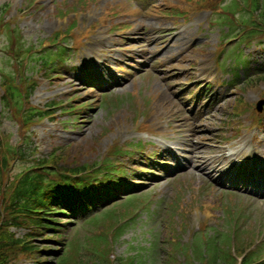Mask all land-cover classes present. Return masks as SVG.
I'll list each match as a JSON object with an SVG mask.
<instances>
[{"label":"rangeland","instance_id":"374dc122","mask_svg":"<svg viewBox=\"0 0 264 264\" xmlns=\"http://www.w3.org/2000/svg\"><path fill=\"white\" fill-rule=\"evenodd\" d=\"M29 1L0 0V5L10 4V15L24 10L26 5L31 7L25 11L21 27L26 47L35 44L37 49L43 39L59 28H68L72 19L77 21L74 28L77 35L89 33V44L79 52V49H74L77 44L69 40L68 63L56 67L60 69L59 77L48 76L40 64L34 71H29V75L34 74L39 79L31 104L48 109V104L55 101L59 106L54 118L34 123L33 144L27 152L30 158L25 161L47 157L56 149L68 146L71 151L68 156L64 155L62 161L90 165L102 160L116 140L142 139L152 145L146 150L147 154L128 161L134 166L132 171L137 172L136 169L144 168L154 159L164 162V165L153 164L149 168L153 173L149 175L131 176L133 180L128 183L130 188L139 190V198L117 200L112 208L106 210H113V218L114 214L119 216L133 213L136 207L143 208L137 210L139 214L131 227L128 226L117 243L112 244L113 259L135 255L141 264H166L169 256L166 246L188 243L186 252L179 249L173 253L177 262H183L189 258L185 257L187 252L191 255L194 230L206 214L209 217L206 216L207 223L213 226L208 227V235L217 233L223 238V234L237 229L242 238L251 236L258 242H264V184L257 186L249 181L246 190L235 187L237 183L231 188L227 184L229 175L240 163L247 165L245 152L252 141L258 143L260 158L264 161V121L260 125L255 124L254 131H246L254 121L253 115L264 113L256 110L257 102L264 99V74L261 77L257 75V71L264 68V51L256 46L258 44L244 50V57L250 61L252 70L250 75L242 70L237 86L232 75L241 66L231 60L229 54L236 45L233 36L222 39L229 26L223 30L220 26L204 30L198 25L205 19L212 21L215 16L211 8L202 12L197 9L200 13L186 22L176 15L167 16L159 9L163 5L166 8L168 1L173 0H88L85 6L83 3L86 2L81 0H33L31 4ZM72 6L77 9L71 10ZM190 7L186 8L190 10ZM122 8L126 12L118 14L117 9ZM60 9L70 10L66 18L60 17ZM92 25L96 26L94 31L90 28ZM99 38L102 42L106 39V42L100 43ZM6 39L1 38L2 45ZM50 48L56 50V45ZM87 48L91 49L87 51ZM219 52L222 53V63L231 61L233 64L229 72L224 71L216 81L210 76L203 79L205 72L202 67L209 61L213 62ZM33 65L34 62L30 68ZM0 66L5 67L6 61H0ZM127 68L133 73L126 71ZM88 69L95 74L102 72L106 81L115 82V86L107 90L109 100L103 92L91 90L93 85L86 82ZM9 70L15 72V67ZM83 85L85 88H80ZM207 92L211 96L206 104ZM239 96H242L247 111L233 116ZM99 99L108 102L100 104ZM70 103L77 106L83 103L81 107L85 108L80 116L62 110V105ZM5 114L12 117L11 113ZM138 115L147 118V127L155 128L147 129L149 135L145 137H140L135 127ZM229 122L236 125L235 133L234 128L224 133ZM155 123L159 125L156 127ZM0 128L5 133H12L14 140L18 139V125L12 118H0ZM222 135L226 139H216ZM158 139L164 140L160 142ZM165 139L172 140V147L167 148L162 143ZM228 146L242 151L237 157H225ZM201 159L206 162L207 170L197 168ZM19 164L15 166L17 171L23 169L25 162ZM234 181L237 182L236 178ZM104 217L103 212L100 218ZM73 221L76 225L66 227L65 239L70 241L78 236L82 245L80 255L86 257L92 248L89 237L102 230L109 231L113 226H110L111 219L103 223L105 227L102 230L86 218ZM15 231L19 235L24 233L22 229ZM42 239L36 241L40 246L59 249V242ZM219 242L225 245V239ZM45 253L48 254L44 258L45 264H55L57 254L53 251ZM84 255L82 257L86 260ZM78 258L70 256L69 262ZM17 264H34V260L22 259Z\"/></svg>","mask_w":264,"mask_h":264},{"label":"trees","instance_id":"16d2710c","mask_svg":"<svg viewBox=\"0 0 264 264\" xmlns=\"http://www.w3.org/2000/svg\"><path fill=\"white\" fill-rule=\"evenodd\" d=\"M246 3L249 10L257 13L259 17L253 22H246L249 26L246 36L264 34V0H246ZM11 51L16 56L15 60L21 65L24 55L19 51V46L12 45L7 52ZM44 64L47 66L49 63L45 60ZM20 82L21 85L29 84L25 75ZM20 87L7 86L2 97L4 109L16 116L21 126H28L37 116H44V113L28 105L29 96L36 84L23 85L21 89ZM241 100V98L238 99V101ZM54 106H56L55 103L52 107ZM28 138L22 135V143L17 146L10 134L0 135V155L2 154L0 159V264H17V261L25 258H33L35 264H44L43 254L46 250L50 252L51 249L40 246L36 241L42 237H48L49 240L61 239L62 229L59 223L61 220L58 219V214L65 213L70 210V207L76 208L78 202L87 197L82 190L72 192V197L67 194L68 186H83L86 182V175L91 173L87 165L79 166L77 163L75 165L62 161L64 155L68 156L67 153L55 151L46 158L30 159L17 174H12L11 169L4 172L9 156L17 157L16 159L21 162L28 158ZM13 228L24 229L25 233L19 236ZM101 238L93 251L99 261L91 260L90 263L84 264L109 263L108 242L104 235ZM227 242V249L224 246L214 245L209 247L207 254L202 251L201 245L197 244L195 253L199 260L198 264H235L231 253L230 237ZM245 246L246 241L240 239L234 249L237 253H241ZM263 250L264 247L260 246L249 254L245 259V264H264L257 263ZM66 254V251L60 252L56 264H72L68 262Z\"/></svg>","mask_w":264,"mask_h":264},{"label":"bare ground","instance_id":"6f19581e","mask_svg":"<svg viewBox=\"0 0 264 264\" xmlns=\"http://www.w3.org/2000/svg\"><path fill=\"white\" fill-rule=\"evenodd\" d=\"M203 164H205V163L203 162ZM198 167L200 168V170L206 169V166H204V167H203V165H202V164H199V166H198Z\"/></svg>","mask_w":264,"mask_h":264}]
</instances>
